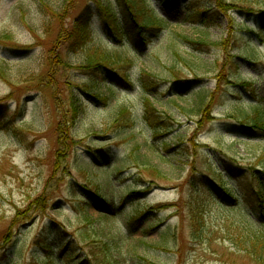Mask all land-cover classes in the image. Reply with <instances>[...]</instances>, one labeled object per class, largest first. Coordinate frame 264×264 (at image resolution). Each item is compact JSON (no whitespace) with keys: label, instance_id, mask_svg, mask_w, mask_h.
<instances>
[{"label":"rangeland","instance_id":"rangeland-1","mask_svg":"<svg viewBox=\"0 0 264 264\" xmlns=\"http://www.w3.org/2000/svg\"><path fill=\"white\" fill-rule=\"evenodd\" d=\"M99 5L0 0V264H254L234 224L258 227L264 189V133L241 124L264 118V0ZM133 13L160 25L144 47Z\"/></svg>","mask_w":264,"mask_h":264},{"label":"trees","instance_id":"trees-1","mask_svg":"<svg viewBox=\"0 0 264 264\" xmlns=\"http://www.w3.org/2000/svg\"><path fill=\"white\" fill-rule=\"evenodd\" d=\"M138 1V0H135ZM174 2L178 1H183V0H172ZM185 1V0H184ZM195 1V0H192ZM213 4H218L220 0H209ZM93 4H95L97 7H100L99 5V0H90ZM217 8L221 9L220 6ZM128 13L130 12V8H128ZM219 11V10H218ZM201 14V9L198 7L197 11L194 13V17L198 16ZM133 29L135 31V35H133V43H136V46H138L140 43L142 44V47L146 46L147 44V39L145 40L146 33L147 34H152L153 31H159V26L157 21L155 19H149V21H143V20H138L137 17L139 16L138 13H133ZM91 18V11L89 8H86L84 10V13H82L76 20L75 27H78L77 29H73L71 31L72 33L69 35L72 45V49L81 47L84 44V40L86 37H84L83 33L86 31L88 28V23ZM109 30H112L109 28ZM97 64V63H96ZM97 67L99 65H96ZM149 85L148 87H150ZM153 86V84H152ZM154 86H156L154 84ZM143 87H146V83L143 84ZM201 98V97H199ZM148 97H144V118L145 121L147 122L148 126L151 128V130L154 132L155 135L159 134L161 130H167L166 126L163 123V120H159L158 116L155 115V110L152 106V103L148 100ZM202 104V99L201 103ZM202 108V106L199 108V110ZM252 116L247 115L246 122L244 121L242 124L243 127H245V130L250 132V135H255L258 136L259 132L264 133V118L260 114L259 108L258 107H253L252 108ZM224 174H226L229 178L236 179L242 176L243 174H246L244 171L237 172L236 169H232L229 165L225 167ZM210 184V191L213 192L220 200H222L232 211H238L235 207H237V198L235 195L230 191V189H227L224 187V185L215 179L209 180ZM261 186V183L258 184L257 188H250V191L248 190L247 193L249 196L254 195L256 197V202L257 206L260 207V213H259V224L258 227L254 228L252 223L250 221H246L248 224H244L239 226V224H234L236 225L237 231L241 233V238L235 240L236 242L241 243L242 245V250L251 257L252 262L254 264H264V189ZM139 193H132L131 195H138ZM251 204L253 201H250ZM99 210L101 212H110L111 211V206L108 204H99ZM236 209V210H235ZM240 219L237 218L236 215H234L233 220L236 221ZM242 223V222H241ZM72 249V248H71ZM51 250V248H50ZM49 250V251H50Z\"/></svg>","mask_w":264,"mask_h":264}]
</instances>
